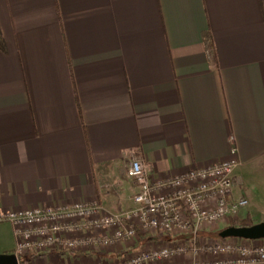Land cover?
Wrapping results in <instances>:
<instances>
[{
    "label": "crops",
    "instance_id": "1",
    "mask_svg": "<svg viewBox=\"0 0 264 264\" xmlns=\"http://www.w3.org/2000/svg\"><path fill=\"white\" fill-rule=\"evenodd\" d=\"M230 136L239 216L259 222L264 192L245 182L264 160V0H0V209L121 212L133 157L165 178L226 158ZM154 240L28 259L104 262ZM15 251L0 222V254L25 264Z\"/></svg>",
    "mask_w": 264,
    "mask_h": 264
},
{
    "label": "built area",
    "instance_id": "2",
    "mask_svg": "<svg viewBox=\"0 0 264 264\" xmlns=\"http://www.w3.org/2000/svg\"><path fill=\"white\" fill-rule=\"evenodd\" d=\"M229 139L226 158L165 178H154L144 158L133 157L127 174L138 190L132 206L121 212L105 211L98 200H77L0 209V222L11 224L15 253L25 264H37L28 258L51 251H89L128 240L136 244L143 233L161 236L162 242L139 244L131 253L104 262L59 264L261 263L264 245L259 239L210 235L228 226L248 204L246 197L233 196L239 159L234 137Z\"/></svg>",
    "mask_w": 264,
    "mask_h": 264
},
{
    "label": "water",
    "instance_id": "3",
    "mask_svg": "<svg viewBox=\"0 0 264 264\" xmlns=\"http://www.w3.org/2000/svg\"><path fill=\"white\" fill-rule=\"evenodd\" d=\"M218 237H240L244 239H262L264 238V219L251 225H228L221 228ZM0 264H18L15 254H0Z\"/></svg>",
    "mask_w": 264,
    "mask_h": 264
},
{
    "label": "rangeland",
    "instance_id": "4",
    "mask_svg": "<svg viewBox=\"0 0 264 264\" xmlns=\"http://www.w3.org/2000/svg\"><path fill=\"white\" fill-rule=\"evenodd\" d=\"M255 165H257V166L256 167H252L251 166L249 168V176H248V178H247V180L245 182V187H249V186L253 185L257 189H260L262 192H264V184H263V178H264V160L263 161H261V160L257 161V163ZM257 201L259 202L258 203V207L261 210H264L263 193H262V195H260V198H258ZM238 217H240V216H238ZM258 217H260V215H258ZM252 221H254V220H252Z\"/></svg>",
    "mask_w": 264,
    "mask_h": 264
},
{
    "label": "trees",
    "instance_id": "5",
    "mask_svg": "<svg viewBox=\"0 0 264 264\" xmlns=\"http://www.w3.org/2000/svg\"><path fill=\"white\" fill-rule=\"evenodd\" d=\"M253 223L254 221H252L250 217L246 216L244 218H240V217L234 218L230 220L228 225L243 226V225H251ZM217 233L218 231H213V233H210V235L215 237V235L218 236Z\"/></svg>",
    "mask_w": 264,
    "mask_h": 264
}]
</instances>
